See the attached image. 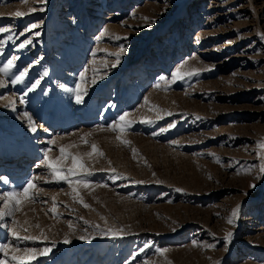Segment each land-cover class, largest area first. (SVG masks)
Listing matches in <instances>:
<instances>
[{
  "label": "rangeland",
  "instance_id": "374dc122",
  "mask_svg": "<svg viewBox=\"0 0 264 264\" xmlns=\"http://www.w3.org/2000/svg\"><path fill=\"white\" fill-rule=\"evenodd\" d=\"M0 27V67L18 58L0 74V159L18 160L0 194L41 177L36 201L0 220V260L35 248L49 251L30 264H264V0H0ZM178 68L195 74L174 80ZM125 113V131L108 130ZM69 144L91 172L87 208L40 164ZM91 144L103 155H84Z\"/></svg>",
  "mask_w": 264,
  "mask_h": 264
},
{
  "label": "snow or ice",
  "instance_id": "6c2138e0",
  "mask_svg": "<svg viewBox=\"0 0 264 264\" xmlns=\"http://www.w3.org/2000/svg\"><path fill=\"white\" fill-rule=\"evenodd\" d=\"M24 3L27 2V0H23ZM42 10V9H41ZM31 11H35V9H31ZM26 15V13L21 12V11H17L15 13L16 17H22ZM38 25L33 24L31 27L35 28ZM105 31H107L105 29ZM11 32V29L7 28V27H0V34L2 33H9ZM22 34V33H21ZM14 38L13 35H8L7 36V40L12 41ZM117 39H119V37H117ZM31 40H25L23 43H21L19 45L20 48H24L27 44H30ZM125 49L122 47L121 48V53L124 51ZM113 55H115L117 57V61L116 63H119V56L120 53H114ZM18 59L17 57H12L11 59L7 60V62L0 67V74H4V75H8L12 69L15 67L14 61ZM116 65L114 64L113 67H115ZM27 73V69H24L23 71H20L18 75H16L13 79V83H19L22 82L24 77L26 76ZM195 74V71H193L192 73H182L180 71V69L178 68L174 73H173V79H183L184 75H193ZM45 75H47V73L45 72ZM81 80H84V75L81 74ZM3 82L0 81V84H2ZM37 83H39L37 81ZM92 83L95 84L96 81L95 79L92 80ZM36 87V84H33L32 87L29 89V91H32L34 88ZM157 87H159V85H157ZM71 91V90H70ZM76 103H82V99H83V95H86L87 93V89L86 88H82L80 84H78L76 86ZM21 103H24L23 98L21 99ZM145 103H147V99L145 100ZM25 116H28L27 113L24 114ZM128 114L125 113L124 115L120 116L119 118V123L114 124V125H110L108 130L111 131H119V132H123L125 131V129L129 126V124L131 123L130 121H126L125 117ZM29 120V126L31 131L35 132L36 131V127L34 125V123L31 120V117H28ZM148 122V121H146ZM103 130V129H102ZM85 135H90L89 134H85ZM117 140H120L121 143L127 145L130 142L127 140L122 139L121 136L117 135L116 137ZM81 140L83 141V143L88 144V141L84 139V137H81ZM54 143V141L49 140L48 144L52 145ZM73 147H77V145L75 144H69L66 146H60L59 147V153L60 155L56 158H49L48 156V152L51 151V148L45 149L44 150V167L48 170V173L51 177L54 178L55 182H60L63 181L65 183H67L71 188H72V192L75 193L74 199H77L79 203H81L84 207H90L88 204L84 203L83 199L80 197V192H79V187L82 186L84 188H90L92 187L91 182L86 178L87 176L91 175V172L88 170L87 166L85 165L84 161H83V157L79 154H73L71 151H69V149L73 148ZM258 148L261 150V159L264 160V142H260L258 144ZM133 154L135 156L136 150L133 149ZM98 153V148L95 144H91V152L85 153L84 155L86 156H92L93 154ZM99 155H103L102 152L98 153ZM67 161H71L70 165L67 163ZM113 171H115L113 169ZM260 172L264 173V164H261L260 166ZM36 179H41V177H33L32 179H30L26 186H24L22 188V190L19 191H8L5 192L3 194H0V201L3 202V208H0V220H3L5 217L7 216H14V214L18 211L22 210V205L25 202H35L37 199V195H38V185L34 182ZM45 182H49L47 179H45ZM102 186V185H101ZM250 187H255V185H250ZM36 190V191H33ZM54 214L56 213V203H55V199L53 198V207L49 210ZM237 216V210H233L232 214H231V218H229V223L233 222L232 218H235ZM14 223H18L17 221H13ZM27 223V222H25ZM87 223V221L85 222ZM36 227H39V225H36ZM69 227H71V223H69ZM98 227V226H97ZM10 231H12V235L15 239L17 240H35L37 239V237H33V236H23L21 237L15 230L10 229ZM24 231L26 232L27 229H24ZM109 232H112L111 229L108 230ZM118 231H122V230H118ZM113 235H117L118 232H112ZM229 236L231 235V233L228 234ZM85 237H81V239H84ZM65 243H68L69 241L67 239H65L64 241ZM193 246H197V242L193 241ZM208 247H212V245H208ZM9 248L10 245H2L0 246V251L4 252L5 257L9 256ZM12 253H16V252H20L21 250L19 248H12L11 249ZM49 251V249H44L42 251H40L38 253L37 249L35 248H25L22 250V255H15L12 254L10 256V259L12 261L15 262V264H30V261L35 260L37 257V254L39 255H46L47 252ZM158 253L160 254H164L166 253L168 250L167 249H157L156 250ZM0 264H7L6 260H0Z\"/></svg>",
  "mask_w": 264,
  "mask_h": 264
},
{
  "label": "bare ground",
  "instance_id": "6f19581e",
  "mask_svg": "<svg viewBox=\"0 0 264 264\" xmlns=\"http://www.w3.org/2000/svg\"><path fill=\"white\" fill-rule=\"evenodd\" d=\"M63 60H64V57H62L61 55H59L58 56V62H59V64H61L62 62H63ZM137 82V81H136ZM139 90V89H138ZM137 90V91H138ZM132 96V95H131ZM135 96V95H134ZM133 96V97H134ZM16 106V105H15ZM14 148H15V146H14ZM15 152V154H17V153H21L20 152V150H16V151H14ZM12 157V156H11ZM14 157V156H13ZM10 158V157H9ZM5 159H7V157H5V158H1L0 159V163H1V165L2 164H4L5 166H6V168L4 167V168H0V171H3V170H9V169H11V167H18L17 165H18V160H16V159H13V160H5ZM21 164H22V162L20 163V165L19 166H21ZM41 165H44V162L43 163H40ZM21 167H23V166H21ZM44 167V166H43ZM7 170V171H8ZM11 171H13V168H12V170ZM16 171H18V170H16ZM2 175V176H1ZM0 177L2 178V181L3 180H6L8 177L6 176V175H4L3 174V172H1L0 173ZM6 182V181H5Z\"/></svg>",
  "mask_w": 264,
  "mask_h": 264
}]
</instances>
